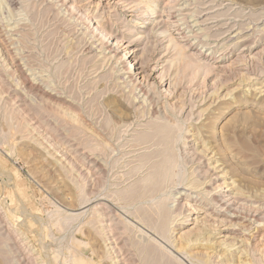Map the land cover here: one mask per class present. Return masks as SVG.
<instances>
[{
	"label": "rangeland",
	"instance_id": "1",
	"mask_svg": "<svg viewBox=\"0 0 264 264\" xmlns=\"http://www.w3.org/2000/svg\"><path fill=\"white\" fill-rule=\"evenodd\" d=\"M60 1L0 0V264H264V0Z\"/></svg>",
	"mask_w": 264,
	"mask_h": 264
},
{
	"label": "bare ground",
	"instance_id": "2",
	"mask_svg": "<svg viewBox=\"0 0 264 264\" xmlns=\"http://www.w3.org/2000/svg\"><path fill=\"white\" fill-rule=\"evenodd\" d=\"M62 1V0H61ZM60 1V2H61ZM76 1V0H75ZM123 1V0H122ZM125 1V0H124ZM133 1H135V3H136V0H133ZM132 0H131V2H133ZM170 1V0H169ZM168 0H165L164 2H165V5L168 7V5L170 4V2H169ZM175 1V0H174ZM70 2V1H69ZM125 2H130V0H126ZM139 4H141L139 1H137ZM11 3V2H10ZM62 3V2H61ZM73 3V2H72ZM138 3H136V5H138ZM73 4H75V3H73ZM127 5V4H126ZM129 5V4H128ZM12 6V5H11ZM11 6H9V7H11ZM69 6V5H68ZM140 6V5H139ZM70 7V6H69ZM77 7V6H76ZM75 7V8H76ZM137 7V6H136ZM135 7V8H136ZM141 7V6H140ZM144 7V6H143ZM142 7V8H143ZM7 8V7H6ZM13 8V7H12ZM74 8V9H75ZM140 9L139 7H138V9L136 10V11H138V12H140V14H141V16L140 17H142V14H146V12L147 11H152V10H144L145 8H143V9ZM66 9V8H65ZM77 10H78V7L76 8ZM75 9V10H76ZM149 9V8H148ZM167 9V8H166ZM69 10V9H68ZM71 10V9H70ZM76 10V11H77ZM165 10V9H164ZM12 11H13V9H12ZM24 11V10H23ZM74 11V10H73ZM134 11V10H133ZM25 12L27 13V11L25 10ZM69 12V11H68ZM196 12V11H195ZM20 13V12H19ZM82 13V12H81ZM135 13H137V12H135ZM151 13V12H150ZM165 13V12H164ZM194 13V12H193ZM198 13V12H197ZM24 14V13H23ZM22 14V15H23ZM163 14V13H162ZM25 15H27V14H25ZM84 17V16H83ZM137 17V16H136ZM193 17V16H192ZM2 18V17H1ZM23 18H24V16H23ZM28 18H29V16H28ZM77 18V17H76ZM86 18H88V15H87V17ZM90 18H92V17H90ZM145 18H146V16H145ZM3 19V18H2ZM7 19V18H6ZM10 19V18H9ZM8 19V20H9ZM25 19V18H24ZM5 20V19H4ZM4 20H3V22H4ZM7 20V21H8ZM11 20V19H10ZM20 20V19H19ZM146 20V19H145ZM144 20V21H145ZM11 21H13V19L11 20ZM97 21V19L95 20V22ZM99 21V20H98ZM97 21V29H98V31L100 30L101 32L100 33H102L104 36H106L107 38H105L104 37V39H108V36H110V38L113 40V44H114V46H116V45H119L120 44V41H118V38L116 37V36H114L113 35V33H111V32H108L105 28H103V26H102V24H100L99 22ZM14 22V21H13ZM18 22V21H17ZM22 22V21H21ZM16 23V22H15ZM5 24V23H4ZM17 24V23H16ZM10 26V25H9ZM21 26V25H20ZM201 26V25H200ZM6 27V26H5ZM8 27V26H7ZM96 27H95V29H96ZM194 27V26H193ZM199 27V26H198ZM18 28H19V26H18ZM204 28H206V27H204ZM11 29H12V27H11ZM19 29H21V28H19ZM90 29V28H89ZM113 29V28H112ZM128 29V28H127ZM136 29V28H135ZM148 29V28H147ZM196 29V28H195ZM9 30V29H8ZM12 30H14V29H12ZM9 31H11V30H9ZM121 31V30H120ZM145 31H146V29H145ZM12 32V31H11ZM130 32V31H129ZM10 33V32H9ZM8 33V34H9ZM16 33V32H15ZM18 33V32H17ZM199 33V32H198ZM11 34V33H10ZM20 34V33H19ZM19 34H17V35H19ZM101 34V35H102ZM21 35V34H20ZM102 35V36H103ZM11 36V35H10ZM14 36V35H13ZM193 36V35H192ZM12 37V36H11ZM17 37V36H16ZM20 37V36H19ZM199 37V36H198ZM21 38H23L22 37V35H21ZM103 38V37H102ZM12 39V38H11ZM103 39V40H104ZM110 39V40H111ZM196 39H198V38H196ZM14 39H12L11 41H13ZM18 40V39H17ZM120 40V39H119ZM107 41V40H106ZM103 42H105V41H103ZM108 42V41H107ZM110 42V41H109ZM108 42V43H109ZM121 42H123V41H121ZM106 43V42H105ZM104 43V44H105ZM124 43V42H123ZM129 43V42H128ZM128 43H127V45H128ZM131 43V42H130ZM104 44L102 43V45L104 46ZM110 44V43H109ZM130 45V44H129ZM132 45V44H131ZM130 45V46H131ZM107 46H109L108 44H107ZM113 46V47H114ZM120 46V45H119ZM118 46V47H119ZM184 46V45H183ZM104 47H106V46H104ZM117 47V46H116ZM110 49H112L111 47H109ZM121 48V47H120ZM106 49H108V48H106ZM116 50V49H115ZM128 50V48L126 49V51ZM108 51H110V50H108ZM119 51V50H118ZM117 52V51H116ZM131 52L132 51H127V54H128V56L125 54V56H127L128 57V61H129V64H131L132 66H133V74L131 73V71H129V76L128 77H130V78H133V76H137V79L139 78H141V75L143 74V72L144 71H142V68L139 66V67H137L136 66V64L135 63H137V62H135L134 63V61H133V59H132V57L133 56H131L130 54H131ZM111 53V52H110ZM126 53V52H125ZM109 54V53H108ZM202 54V53H201ZM114 55H116V54H114ZM108 56V55H107ZM117 56V55H116ZM243 57V56H242ZM122 60V59H121ZM126 60H124L123 62H125ZM137 61V60H136ZM190 61V60H189ZM128 63V62H127ZM124 64V63H123ZM198 64V63H197ZM59 66V65H58ZM129 67V66H128ZM126 65L124 66H122V69H126V71L127 70H129V68H128ZM202 67H203V65H202ZM205 67V66H204ZM70 68V67H69ZM206 69H208V67H205ZM211 68H209L208 70H210ZM31 70V69H30ZM56 70V69H55ZM61 70V69H60ZM68 70V69H67ZM132 70V69H131ZM144 70V69H143ZM29 71V70H28ZM33 71V70H32ZM35 72V71H34ZM36 75V74H35ZM41 77V76H40ZM134 77V78H135ZM144 77V76H143ZM151 77V76H150ZM48 78V77H47ZM58 78H59V76H58ZM138 79V80H139ZM142 79V78H141ZM149 79V78H148ZM45 81L46 79H43V77H42V81ZM131 80V79H130ZM28 81V80H27ZM47 81V80H46ZM48 82V81H47ZM39 84V83H38ZM51 85V84H50ZM36 86V85H35ZM39 86H41V84L39 85ZM44 86V85H43ZM51 86H54V85H51ZM38 87V86H37ZM45 87H46V85H45ZM39 88V87H38ZM54 88V87H53ZM38 90V89H37ZM39 90H42V89H39ZM48 90V89H47ZM50 90V89H49ZM56 90V89H55ZM43 91V90H42ZM51 91H52V89H51ZM50 95H52V97H53V95H56V93H54V94H50ZM167 95V94H166ZM51 97V96H50ZM56 97H59V96H56ZM37 99H39L38 97H37ZM53 99V98H52ZM49 100V99H48ZM46 102V101H45ZM48 102V101H47ZM62 104V103H61ZM45 105V104H44ZM58 105V104H57ZM43 106V105H42ZM44 107V106H43ZM43 107H41V108H43ZM44 110V109H43ZM51 115V114H50ZM52 117V116H51ZM11 118V117H10ZM54 118V117H53ZM111 120V119H110ZM106 121H108V119L106 120ZM105 121V122H106ZM109 123V122H108ZM164 123V122H163ZM106 124V123H105ZM112 125V124H111ZM149 125H150V123H149ZM109 127V126H108ZM115 127V126H114ZM152 128V127H151ZM139 129V128H138ZM164 129H165V126H163L162 124H159L158 125V127H157V129L155 130H153V131H150V132H144V133H142V135L138 138V140L139 141H141V142H143V143H149V142H153V141H155V139H157L159 136H161L162 137V140L164 141V138H168L169 139V136H170V134L168 133V134H166L167 136L166 137H163V135H164ZM114 130V129H113ZM150 130H152V129H150ZM165 136V135H164ZM175 144V143H174ZM161 147H163V146H161ZM94 150L93 151H95V149H98L97 148V146H93L92 147ZM161 149V148H160ZM162 149H164V148H162ZM98 151V150H97ZM151 155V154H150ZM142 157H143V155H142ZM150 159H151V157L150 156H146V157H144V159H143V161L144 162H146V163H148V162H150ZM179 158H178V155H176L173 151L172 152H170V153H168V155L166 156V158L163 160V162H161L159 165H154V167L152 166V168L154 169V171L153 172H151L147 177H145L144 179H142V180H140L139 182H137L132 188H131V191H133L132 193H131V197H134V194H136L135 195V202H140L141 200L143 201V198H146V197H149V199H155V197L156 196H158L157 194L160 192V191H163V189H164V187L166 186L165 184H168V183H172V184H175V183H177L178 185H179V182H180V178H181V173H175L174 172V169L175 168H178L179 167V160H178ZM140 162V161H139ZM143 163V162H142ZM140 165V164H139ZM136 171V170H135ZM152 171V170H151ZM179 171V170H178ZM180 172V171H179ZM177 186V185H176ZM222 187V186H221ZM169 188V187H168ZM140 191H142V192H140ZM122 192V191H121ZM116 194V193H115ZM130 194V193H129ZM120 197V196H119ZM111 198V197H110ZM129 198V196L127 197V199ZM134 200V199H133ZM130 201V200H129ZM157 202V201H156ZM86 203V202H85ZM104 206V205H103ZM166 202H164V203H162V202H157L156 203V206H155V209H154V214H155V216L156 217H153V218H155V220L154 221H151V223H152V226H153V228L154 229H159V232H160V234L163 236V238H166V239H168L169 240V237L167 238V235L169 234L168 233V224H167V214H166V211H165V208H166ZM146 207V206H145ZM104 209V208H103ZM149 209H151V208H149ZM146 210V209H145ZM151 211V210H150ZM194 211V210H193ZM99 213V212H98ZM105 213V212H104ZM136 213V212H135ZM144 213V212H143ZM143 213H141V215L143 214ZM140 214V213H139ZM149 215V214H148ZM150 215H152V214H150ZM107 216V215H106ZM169 216V215H168ZM79 217H80V214H76V215H74V214H70V215H66L65 217H64V219L63 220H61L60 221V223H58V225H60L59 227L61 228V227H63V228H68L72 223H74L76 220H78L79 219ZM147 217V216H146ZM148 217H150V216H148ZM147 217V218H148ZM105 218V217H104ZM146 218V219H147ZM143 219V218H142ZM144 220V219H143ZM149 221H150V218L148 219ZM147 221V220H146ZM145 221V222H146ZM176 221V220H175ZM77 222V221H76ZM95 222V221H94ZM149 223V222H148ZM70 228V227H69ZM144 240V239H143ZM135 243V242H134ZM138 243V242H137ZM151 243H153V245L151 246V248H152V250H154V251H152V252H159L162 256H164V255H166V253L168 252L167 251V249L160 243V242H158V241H156V240H152V242ZM149 247V246H148ZM148 252V251H147ZM151 252V251H150ZM13 253V252H12ZM148 255H150V254H148ZM113 256V255H112ZM160 256V255H159ZM167 256V255H166ZM158 257V256H157ZM14 258V257H13ZM160 258V257H159ZM168 258V257H167ZM165 259V258H164ZM163 259V260H164ZM73 260H74V262H73V264H89L88 262H86L83 258H75V257H73ZM153 260V259H152ZM162 260V261H163ZM166 261V260H165ZM169 261V260H168ZM158 263H159V261H158ZM165 264V263H164Z\"/></svg>",
	"mask_w": 264,
	"mask_h": 264
}]
</instances>
